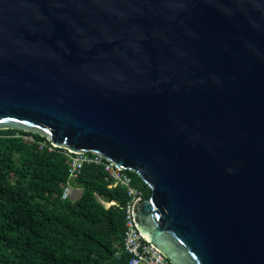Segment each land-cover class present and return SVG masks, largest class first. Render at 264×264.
Masks as SVG:
<instances>
[{
    "label": "water",
    "instance_id": "obj_1",
    "mask_svg": "<svg viewBox=\"0 0 264 264\" xmlns=\"http://www.w3.org/2000/svg\"><path fill=\"white\" fill-rule=\"evenodd\" d=\"M0 129L133 172L170 264H264V0H0Z\"/></svg>",
    "mask_w": 264,
    "mask_h": 264
},
{
    "label": "trees",
    "instance_id": "obj_2",
    "mask_svg": "<svg viewBox=\"0 0 264 264\" xmlns=\"http://www.w3.org/2000/svg\"><path fill=\"white\" fill-rule=\"evenodd\" d=\"M66 152L37 134L0 129V264H128L125 189L110 187L102 165L89 163L70 182L80 194L61 199ZM122 173L142 199L149 197L133 172Z\"/></svg>",
    "mask_w": 264,
    "mask_h": 264
},
{
    "label": "built area",
    "instance_id": "obj_3",
    "mask_svg": "<svg viewBox=\"0 0 264 264\" xmlns=\"http://www.w3.org/2000/svg\"><path fill=\"white\" fill-rule=\"evenodd\" d=\"M52 145V144H51ZM44 146V145H43ZM42 145H39L41 148ZM52 147H55L52 145ZM48 150L51 148L48 147ZM69 160L67 170V182L63 187L61 199H67L70 195L71 181H74L80 174L83 164H101L105 172L106 179L110 182V187L119 186L125 189L128 201L124 206V233L122 252L129 256L128 264H170L152 245L147 243L136 230L133 218L134 205L141 200V192L132 187L130 178L122 173V169L117 168L111 162L101 163V158L89 157L87 153H65ZM113 204V203H111ZM119 253H115L117 256Z\"/></svg>",
    "mask_w": 264,
    "mask_h": 264
},
{
    "label": "rangeland",
    "instance_id": "obj_4",
    "mask_svg": "<svg viewBox=\"0 0 264 264\" xmlns=\"http://www.w3.org/2000/svg\"><path fill=\"white\" fill-rule=\"evenodd\" d=\"M79 194H80V189L78 187L71 185L69 198L71 197L75 199Z\"/></svg>",
    "mask_w": 264,
    "mask_h": 264
},
{
    "label": "bare ground",
    "instance_id": "obj_5",
    "mask_svg": "<svg viewBox=\"0 0 264 264\" xmlns=\"http://www.w3.org/2000/svg\"><path fill=\"white\" fill-rule=\"evenodd\" d=\"M65 249V248H64ZM65 251V250H64ZM61 252V251H60Z\"/></svg>",
    "mask_w": 264,
    "mask_h": 264
}]
</instances>
